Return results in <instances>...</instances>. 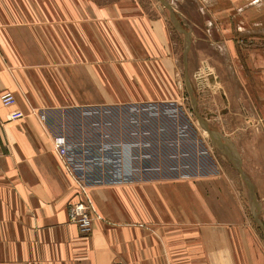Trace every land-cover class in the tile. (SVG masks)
Instances as JSON below:
<instances>
[{"label": "crops", "instance_id": "1", "mask_svg": "<svg viewBox=\"0 0 264 264\" xmlns=\"http://www.w3.org/2000/svg\"><path fill=\"white\" fill-rule=\"evenodd\" d=\"M171 3L189 42L160 0H0V264H264V0Z\"/></svg>", "mask_w": 264, "mask_h": 264}, {"label": "built area", "instance_id": "2", "mask_svg": "<svg viewBox=\"0 0 264 264\" xmlns=\"http://www.w3.org/2000/svg\"><path fill=\"white\" fill-rule=\"evenodd\" d=\"M1 101L5 106H13L16 103V97L11 91H4L1 93ZM24 115V112L20 109H14L11 113H9L8 118L9 120H17L24 117ZM58 148L60 155L64 158V160L69 161L67 155V146L63 140L59 141ZM69 171L74 176L77 183L80 199L68 205V219L70 222L77 225L79 231L83 235H88L93 230L94 221L96 218L94 215L95 208L89 193V186L86 179L83 176L77 174L74 166L71 165L69 167Z\"/></svg>", "mask_w": 264, "mask_h": 264}, {"label": "rangeland", "instance_id": "3", "mask_svg": "<svg viewBox=\"0 0 264 264\" xmlns=\"http://www.w3.org/2000/svg\"><path fill=\"white\" fill-rule=\"evenodd\" d=\"M188 110H189V115H190V122L192 123L191 124V127L194 126V127H201L199 121H197V117H195L194 113H193V110L191 108V103L188 102ZM177 106H173L171 105L169 107V105H164V104H150V105H147V107H143L142 105H137V107H135L133 109V111H137L138 114H140L141 112L143 113H148V112H155V116H153V122H155V127H156V131L158 134H161V130L162 128L164 127L165 123L168 124L169 120L168 119H165V116L164 114H168V115H171V113H174V112H177L179 113L177 110ZM139 117V116H138ZM139 122V121H138ZM137 122V124H138ZM173 122V121H172ZM141 124V123H140ZM209 125V123H208ZM210 126V125H209ZM211 136L208 134L207 131H205V139L207 140V143H209L210 145V138ZM110 165H112V163H110ZM248 186V185H247ZM256 195V194H255ZM254 201V200H253ZM255 202V201H254ZM94 205V204H93ZM257 205V199H256V203H255V206ZM254 207V206H253ZM95 208V206H94ZM256 207H254V210L252 212V216H251V219H252V223L253 225L255 224L257 229H259V233L261 234V239L264 240V227L261 225L260 222H263L264 223V219L261 217V215L259 214L258 211L255 210ZM94 215L96 216L95 218V221L96 220H99V219H102V217L97 213L96 209L94 211ZM258 225V226H257ZM92 233V232H91ZM90 233V234H91Z\"/></svg>", "mask_w": 264, "mask_h": 264}, {"label": "water", "instance_id": "4", "mask_svg": "<svg viewBox=\"0 0 264 264\" xmlns=\"http://www.w3.org/2000/svg\"><path fill=\"white\" fill-rule=\"evenodd\" d=\"M161 3L166 6L169 11H170V14H171V19L173 21V23L175 24V26L180 30L182 31L183 33H185V35L187 36V41L189 42V36H188V32L184 29L183 27V24L178 20L177 18V13L175 11V8L174 6L172 5L171 3V0H160ZM189 91L191 93V88L189 86ZM191 98H192V101H193V104L194 106L196 105V101H195V98L194 96L192 95L191 93ZM197 117H198V121L201 125V127L208 132V134L213 138L215 139L218 143H220V145H222V142H221V137L218 133L214 132L210 126L208 125V123L202 118L200 117L198 114H197ZM230 154L232 155L233 159H235V164H236V167L239 169V171L241 172L243 178L245 179L250 191H251V196H252V199L255 201L256 203V195H255V192H254V189H253V185L251 183V181L249 180V178L247 177V175L243 172V170L241 169L240 167V161H239V158L236 156L235 153L233 152H230ZM259 207V206H258ZM261 225L264 227V223L263 222H260Z\"/></svg>", "mask_w": 264, "mask_h": 264}]
</instances>
